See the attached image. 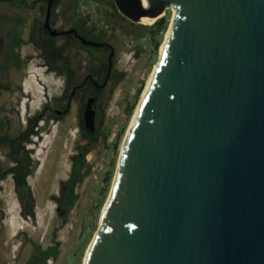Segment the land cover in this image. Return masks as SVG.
<instances>
[{
  "label": "water",
  "instance_id": "95a60500",
  "mask_svg": "<svg viewBox=\"0 0 264 264\" xmlns=\"http://www.w3.org/2000/svg\"><path fill=\"white\" fill-rule=\"evenodd\" d=\"M105 1L176 13L84 264H264V0Z\"/></svg>",
  "mask_w": 264,
  "mask_h": 264
},
{
  "label": "rangeland",
  "instance_id": "374dc122",
  "mask_svg": "<svg viewBox=\"0 0 264 264\" xmlns=\"http://www.w3.org/2000/svg\"><path fill=\"white\" fill-rule=\"evenodd\" d=\"M83 5H88L91 13L84 12ZM92 6L97 15L101 16L94 14ZM43 7L46 9L47 4L42 0H0L1 59L7 51L6 35L13 25V19L18 15L23 16L19 32L28 40L34 23L37 22L39 26L44 24L45 12L41 11ZM119 14L105 0H60L52 15L55 27L58 28L69 29L78 17L88 25L95 26L116 51L117 77L99 104L100 139L90 157L94 168L80 186V199L76 201L66 223L56 217V205L49 197L59 193V182L68 175L70 152L74 151L72 143L76 135L78 105L74 106L65 121L55 124V130L61 126H65V131L69 127L73 128L68 143L63 142L66 139L64 134H60L62 139L53 145V135L45 136L41 150L33 156L35 162L37 159L41 160L40 168L29 180L35 199L34 217L28 219L21 214L11 181L4 183L0 193V264H27L32 250L30 241L43 248L57 245L58 256L48 264H84L110 196L123 142L152 72L160 61L161 47L166 41L174 16L173 10H167L163 16L168 19L169 25L162 35L157 29V38L161 41L155 53L151 41V27L154 23H132ZM62 41V37L56 39L57 45ZM20 52L23 68L18 71L10 67L8 76L0 73V123L4 118L8 120L9 124L2 134L8 133L11 137L27 127L28 112L34 113L42 108L48 98L58 97L64 85L62 77L49 73L40 57V51L32 44L24 45ZM66 54L79 77L86 74L84 69L90 63V60L87 61L90 56L100 57L101 61L107 62V56L101 50H84L79 43L76 48L68 49ZM19 87L26 91L21 99V93L17 92ZM14 105L22 106L19 110L21 115L13 114ZM27 106L30 108L28 112ZM6 152L7 149L0 147L3 167L8 165Z\"/></svg>",
  "mask_w": 264,
  "mask_h": 264
},
{
  "label": "flooded vegetation",
  "instance_id": "af4514ba",
  "mask_svg": "<svg viewBox=\"0 0 264 264\" xmlns=\"http://www.w3.org/2000/svg\"><path fill=\"white\" fill-rule=\"evenodd\" d=\"M55 7L56 6L54 5V9L57 8ZM54 9L52 15L53 13H55ZM52 15L51 26L53 29H56L59 32V34L53 38H63L62 43H60L58 46H63L67 42L72 41L74 44L70 45L68 49L76 48L77 43H79V45L80 43H82L81 38H84L82 34H87L88 30L92 28V26L88 25V23L84 24L85 20L81 19L80 17H78L79 19L75 20L72 23L69 29L58 28L55 27V23L52 20ZM68 30H75L77 34H75L74 32L70 34H61ZM44 31L45 34H49V32L45 29ZM30 34L31 31L29 33V38ZM92 35L96 37L98 35H101V33H99L98 29H96L92 33ZM87 41L109 45L93 47L91 45L83 44L85 47H81V49L84 50L90 48L101 50L103 54L107 56V62L101 61L100 57L90 56V58H87V61L90 60V63H87V66L84 69L86 74L82 75L81 77H79L78 71L73 68L72 62L71 67L73 70L71 71V73L63 69L64 66L62 63H59L61 68L60 70H57L56 68L53 70L46 68L49 69V73H52L64 79V85L62 87L61 93L58 97L48 98V100L43 104L42 108L34 113L28 112L30 108L27 106L26 112H28V118L26 123L28 124V126H31L29 124H33L35 128V130L33 129V132L30 134V142L24 144L18 140L15 144H13L12 148H10L6 143H3L4 145H0V147L7 149L5 158L8 164L3 167V158L0 157V193L3 191L4 183L10 180L16 200L21 207L20 212L24 217H27L28 219L31 218V212L34 214L35 209V199L29 180L33 177V175L37 173V169L40 168L41 161L40 159H37V161L35 162V160H33V156L38 153V150H41L40 147L45 140V136L53 135V145L54 142H58L60 139H62L60 134H64L66 135V139L63 140V142L66 144L68 143L69 137L72 136L71 133L73 131V128L69 127L65 131V126H61L59 129L55 130V124H60L65 121L66 117L70 115V113L74 109V106L76 105H78V114L75 118V126L77 128L74 142L72 143L74 151L70 152L69 157L70 167L68 170V175L65 180L62 179L59 182V193L49 197L50 200L55 203L56 217L62 223H66V221L69 219L76 201L80 199L78 190L90 175L91 170L94 168L92 167L93 163L90 162V157L95 149L94 147L96 146V143L100 139L99 104L104 93L110 88L111 83H113L115 78L117 77V54L114 47L108 41H106L103 36L101 40L92 39ZM111 53H113V55L111 57L110 67L109 60ZM17 92L21 93L20 99L26 94V91H24V89H21V87L18 88ZM28 96L31 97V95ZM91 97L95 98V102L93 105V109L95 111L94 131L88 129L85 123V109L87 106V102ZM17 103L21 104L20 100H17ZM20 107L22 106H13L14 115H21V112L19 111ZM1 124L4 125L3 129L0 132L1 136H9L10 138H18L20 136V133L14 137H11L8 133L2 134V131L6 129L7 124L9 123L8 120L4 118L2 119L0 125ZM24 145L25 150L28 151L29 154V161L26 165L24 164L26 159ZM62 145L64 144L62 143ZM17 179L19 181L24 179L26 182L25 184H21L20 186H18ZM1 205L2 200L0 206ZM30 243L32 250L27 264H48L50 260L55 259V251L58 250L57 245L43 248L41 245H38L34 241H30Z\"/></svg>",
  "mask_w": 264,
  "mask_h": 264
},
{
  "label": "trees",
  "instance_id": "16d2710c",
  "mask_svg": "<svg viewBox=\"0 0 264 264\" xmlns=\"http://www.w3.org/2000/svg\"><path fill=\"white\" fill-rule=\"evenodd\" d=\"M47 4L48 0H42ZM60 0H57L55 3V6L57 7L58 3ZM98 1H104V0H98ZM110 3L115 12L117 14L118 10L116 9L114 3L112 1H107ZM55 7V8H56ZM42 12L46 13V9L44 7L41 9ZM55 12V9H54ZM120 15V14H119ZM121 16V15H120ZM23 16L18 15L13 19V25L7 32V38H8V43H7V51L5 53V57L3 59L0 58V73L7 75L10 67H14L16 70L20 71L23 68V61L21 58V48L24 45L27 44H33L36 49L40 51V57L44 61V64L46 68H49L50 70L57 69L60 70V65L59 63H62L64 66V70L71 73L73 70L71 67V59L70 57L66 54V51L68 50L70 45H73L74 43L72 41L67 42L63 46H58L56 43V39L51 37L49 34H45L44 32V27L39 26L37 22L34 23L32 29H31V34L29 40H25L22 35L19 32V26L23 22ZM87 23L84 21V24ZM168 19L165 17H162L161 19L157 20L151 27V41L153 43V50L155 53H157L159 46H160V41L161 39L157 38L158 33H165L168 29ZM97 28L95 26H92L91 29L88 30L87 34H82L83 37L86 40H98L102 39V35H98L94 37L92 33L96 30ZM158 29V33H157ZM81 47H85L83 43H80ZM132 108L130 109L129 113L131 112ZM31 126H27L23 131L20 132V136L18 138H10L9 136H1L0 135V145H4L3 143H6L10 148H12L13 144H15L18 140L22 143H27L30 142L31 139L30 134L33 132V129L35 130L33 124H29ZM4 125H0V132L3 129ZM24 151H25V165L29 161V154L28 151L25 150V145H24ZM13 170V169H12ZM15 170V169H14ZM1 171V170H0ZM16 171V170H15ZM1 173V172H0ZM108 181V179L106 180ZM25 180H18L17 179V185L20 186L21 184H25ZM1 189V188H0ZM1 204V200H0ZM34 217V214L31 212V217ZM58 256V250L55 251L54 258H57Z\"/></svg>",
  "mask_w": 264,
  "mask_h": 264
},
{
  "label": "bare ground",
  "instance_id": "6f19581e",
  "mask_svg": "<svg viewBox=\"0 0 264 264\" xmlns=\"http://www.w3.org/2000/svg\"><path fill=\"white\" fill-rule=\"evenodd\" d=\"M173 13H174V15H175V13H176V11H175L174 9H173ZM173 17H174V16H173ZM156 19H157V18H154V19L143 18V19H141L140 22H142V23H150V24H152V23H155V22L157 21ZM172 20H173V19H172ZM148 25H149V24H148ZM171 27H172V22H171L170 29H169V31H168V33H167V36H166V41H167L168 36H169V34H170ZM166 41L164 42V44H163L162 47H161V55H162V53L164 52V47H165ZM158 64H159V62H158ZM158 64L155 66L154 70L156 69V67L158 66ZM153 73H154V71L152 72V75H153ZM152 75H151V77H150V79H149V81H148V84H147V87H146V89H145V91H144V94H143L142 100H143L144 96L146 95V93H147V91H148V88H149V85H150V82H151V79H152ZM142 100H141V102H142ZM141 102H140V104H141ZM140 104H139V106H140ZM139 106H138V109H139ZM138 109L136 110V113H137ZM135 115H136V114H135ZM135 115H134L133 119L135 118ZM133 119H132V121H133ZM122 147H123V145H122ZM110 193H111V192H110ZM107 201H108V200H107ZM104 208H105V207H104ZM103 210H104V209H103ZM102 213H103V212H102ZM85 258H86V256H85ZM84 262H85V260H84Z\"/></svg>",
  "mask_w": 264,
  "mask_h": 264
},
{
  "label": "built area",
  "instance_id": "2783aa9c",
  "mask_svg": "<svg viewBox=\"0 0 264 264\" xmlns=\"http://www.w3.org/2000/svg\"><path fill=\"white\" fill-rule=\"evenodd\" d=\"M83 8H84L83 11H84V12H87V14L91 13V11H90V9H89L90 7H89L88 5H83ZM92 8H93V12H94V14H95L96 16H98L99 14L97 15V11L95 10V8H94L93 6H92ZM99 16H101V15H99Z\"/></svg>",
  "mask_w": 264,
  "mask_h": 264
}]
</instances>
